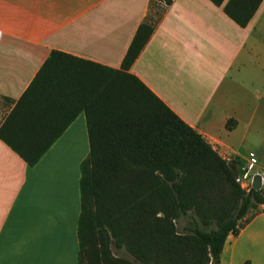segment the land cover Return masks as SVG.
<instances>
[{"label": "crops", "instance_id": "1", "mask_svg": "<svg viewBox=\"0 0 264 264\" xmlns=\"http://www.w3.org/2000/svg\"><path fill=\"white\" fill-rule=\"evenodd\" d=\"M148 9L149 0H0L4 117L52 49L119 67ZM129 71L236 170L238 146L249 141L264 173V0L244 26L211 0H171ZM88 150L83 111L33 165L0 138V264H79V166ZM243 219L220 264H264V208Z\"/></svg>", "mask_w": 264, "mask_h": 264}, {"label": "trees", "instance_id": "2", "mask_svg": "<svg viewBox=\"0 0 264 264\" xmlns=\"http://www.w3.org/2000/svg\"><path fill=\"white\" fill-rule=\"evenodd\" d=\"M211 1L241 26L261 2ZM170 3L149 0L117 68L52 49L0 123V138L33 165L84 112L79 264H220L228 234L264 201L262 188L235 181L234 160L129 71Z\"/></svg>", "mask_w": 264, "mask_h": 264}, {"label": "built area", "instance_id": "3", "mask_svg": "<svg viewBox=\"0 0 264 264\" xmlns=\"http://www.w3.org/2000/svg\"><path fill=\"white\" fill-rule=\"evenodd\" d=\"M257 156L253 151H249L245 163H243L235 173V181L245 191H249L252 187V180L255 175L261 176V183L264 179V173L256 169Z\"/></svg>", "mask_w": 264, "mask_h": 264}, {"label": "rangeland", "instance_id": "4", "mask_svg": "<svg viewBox=\"0 0 264 264\" xmlns=\"http://www.w3.org/2000/svg\"><path fill=\"white\" fill-rule=\"evenodd\" d=\"M154 2H155V0H154ZM157 2H158V0H157ZM157 10L155 9V12H156ZM155 12H153V13H155ZM258 101H257V105H259V106H262L263 104H262V101L260 100V99H257ZM230 105V104H229ZM6 113H5V110L4 109H2V106H1V101H0V122H1V120L3 119V117H4V115H5ZM247 120V119H246ZM246 120H243V123L241 124V126H240V128H241V130H243L244 129V122H246ZM255 125V123H253L251 126H250V130H251V128L253 127ZM239 148V156L238 157H243L242 159V164L243 163H245V157H247V155H248V152L250 151V149L252 148V145H251V143L249 142V141H247V142H244V143H242V144H240L239 146H238ZM264 179L262 180V183H261V188L263 189V198H264ZM261 208H264V206H259V205H257V207H253V208H250L249 210H248V212L246 213V215H249V214H251V213H253V212H255V211H258V210H260ZM244 221V219H241L240 220V222L242 223Z\"/></svg>", "mask_w": 264, "mask_h": 264}, {"label": "water", "instance_id": "5", "mask_svg": "<svg viewBox=\"0 0 264 264\" xmlns=\"http://www.w3.org/2000/svg\"><path fill=\"white\" fill-rule=\"evenodd\" d=\"M232 168H233V170H235V167H234V165H232ZM252 187L254 188V189H259L260 187H261V176L260 175H255L254 177H253V180H252Z\"/></svg>", "mask_w": 264, "mask_h": 264}]
</instances>
